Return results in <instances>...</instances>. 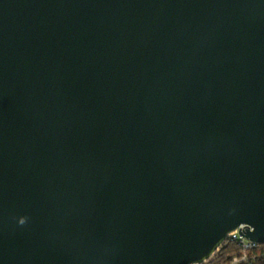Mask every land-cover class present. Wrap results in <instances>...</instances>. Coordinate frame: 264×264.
Wrapping results in <instances>:
<instances>
[{"label":"water","instance_id":"water-1","mask_svg":"<svg viewBox=\"0 0 264 264\" xmlns=\"http://www.w3.org/2000/svg\"><path fill=\"white\" fill-rule=\"evenodd\" d=\"M264 243V0H0V264H203Z\"/></svg>","mask_w":264,"mask_h":264},{"label":"built area","instance_id":"built-area-1","mask_svg":"<svg viewBox=\"0 0 264 264\" xmlns=\"http://www.w3.org/2000/svg\"><path fill=\"white\" fill-rule=\"evenodd\" d=\"M227 239L236 242L240 248V254L232 258L231 264H252L255 258L260 255L257 251L260 244L242 237L237 230L228 233ZM262 254H264V252Z\"/></svg>","mask_w":264,"mask_h":264},{"label":"trees","instance_id":"trees-1","mask_svg":"<svg viewBox=\"0 0 264 264\" xmlns=\"http://www.w3.org/2000/svg\"><path fill=\"white\" fill-rule=\"evenodd\" d=\"M264 243H261L258 248L259 256L255 258L252 264H264ZM240 254V248L236 242L231 239H226L221 245V254L219 258L213 260L209 264H228L234 256ZM247 264V263H240Z\"/></svg>","mask_w":264,"mask_h":264},{"label":"rangeland","instance_id":"rangeland-1","mask_svg":"<svg viewBox=\"0 0 264 264\" xmlns=\"http://www.w3.org/2000/svg\"><path fill=\"white\" fill-rule=\"evenodd\" d=\"M258 251V250H257ZM221 254V247L211 256V258H209L205 263L203 264H209L210 262H212L213 260L219 258ZM231 264V261L228 263Z\"/></svg>","mask_w":264,"mask_h":264},{"label":"bare ground","instance_id":"bare-ground-1","mask_svg":"<svg viewBox=\"0 0 264 264\" xmlns=\"http://www.w3.org/2000/svg\"><path fill=\"white\" fill-rule=\"evenodd\" d=\"M211 258V257H210Z\"/></svg>","mask_w":264,"mask_h":264}]
</instances>
